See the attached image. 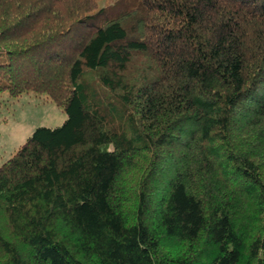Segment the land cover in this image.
I'll use <instances>...</instances> for the list:
<instances>
[{"label":"trees","instance_id":"obj_1","mask_svg":"<svg viewBox=\"0 0 264 264\" xmlns=\"http://www.w3.org/2000/svg\"><path fill=\"white\" fill-rule=\"evenodd\" d=\"M100 1L0 0V94L67 115L0 167V264H264V0Z\"/></svg>","mask_w":264,"mask_h":264},{"label":"rangeland","instance_id":"obj_2","mask_svg":"<svg viewBox=\"0 0 264 264\" xmlns=\"http://www.w3.org/2000/svg\"><path fill=\"white\" fill-rule=\"evenodd\" d=\"M121 0H101V7H111ZM90 74L86 72L83 80L89 84ZM91 82V81H90ZM91 87L93 83L89 84ZM67 115L55 102L43 95L25 94L12 98L8 93L0 94V167L40 127H61Z\"/></svg>","mask_w":264,"mask_h":264}]
</instances>
